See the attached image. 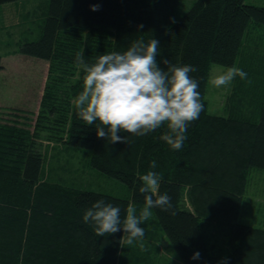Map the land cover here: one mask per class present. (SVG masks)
Segmentation results:
<instances>
[{"label":"trees","instance_id":"obj_1","mask_svg":"<svg viewBox=\"0 0 264 264\" xmlns=\"http://www.w3.org/2000/svg\"><path fill=\"white\" fill-rule=\"evenodd\" d=\"M19 1L24 0H0V5ZM93 4L100 5L98 11H92ZM179 6V0L49 1L38 38L20 47L21 55L50 64L44 113L34 135L24 123L0 119V264H148L147 242L155 239L154 232H147L142 249L124 243L123 230L98 235L83 215L101 198L119 204L122 216L130 203L142 208L140 174L152 159L163 177L159 193L168 192L174 208H153L154 220L182 264H264V230L242 225L236 198L252 173L264 172V58L239 62L248 50L249 32H264V7L246 0H197L176 20ZM153 37L161 43V67H167L165 59L197 67L191 75L200 80L205 110L191 122L180 150L159 138L169 131L166 123L143 136L121 132L128 142L111 143L78 116L73 103L83 89L78 54L94 62L104 52H123L132 41ZM252 46L256 54L261 49ZM238 64L248 77H235L229 115L211 114L205 91L212 66ZM3 69L0 56V73ZM44 131L59 136L66 147L90 151L91 168L125 184L132 202L42 182L45 161L33 136L36 140ZM186 193L194 212L181 207ZM214 217L229 226L233 252L218 247L219 228L208 232L211 223L220 225L216 219L210 222ZM202 220L211 225L206 231ZM246 244L253 248L244 251ZM197 250L201 258L192 260Z\"/></svg>","mask_w":264,"mask_h":264},{"label":"clouds","instance_id":"obj_2","mask_svg":"<svg viewBox=\"0 0 264 264\" xmlns=\"http://www.w3.org/2000/svg\"><path fill=\"white\" fill-rule=\"evenodd\" d=\"M91 8L98 11L100 5L93 4ZM160 48L158 39L140 38L132 41L126 51L104 52L94 62H85L82 55H77L84 79L83 89L73 103L78 116L87 125L95 126L98 137L110 139L111 143L128 142V137L119 133L143 136L166 123L169 131L159 138L174 150L184 146L191 122L199 119L205 110L200 80L191 75L197 67L191 63L174 64L169 59L163 61L167 67H161L157 60ZM236 76L246 79L248 73L233 65L210 77L209 82L220 87L228 85ZM158 167V161L152 159L149 170L140 174L139 192L145 201L142 208L138 210L130 203L126 215L122 216L119 204L101 198L85 210L84 222L94 224L100 236L123 230L128 245L138 243L143 249L144 224L152 216V209L174 211L170 194L159 193L163 177L155 170ZM128 199L132 202V198ZM200 258L198 250L191 257L192 260Z\"/></svg>","mask_w":264,"mask_h":264},{"label":"rangeland","instance_id":"obj_3","mask_svg":"<svg viewBox=\"0 0 264 264\" xmlns=\"http://www.w3.org/2000/svg\"><path fill=\"white\" fill-rule=\"evenodd\" d=\"M50 0H24L0 5V56L4 66L0 73V119L4 122H20L26 124L27 130L36 132V124L44 113L42 99L48 86L50 64L48 62L25 57L20 54V47L28 39L35 38L45 23ZM177 12L179 20L197 2V0H179ZM249 5L264 7V0H246ZM38 36L34 39L36 40ZM31 40V41H34ZM253 45H260L256 54ZM247 52L239 62L264 58V32L252 29L247 38ZM249 49H252L249 50ZM261 62V61H260ZM239 67V64L238 66ZM227 68L212 66L209 73L213 77ZM208 80L205 99L211 114L228 116L227 104L234 92V80L228 85L216 87ZM59 136L50 131L40 132L33 136L45 161L42 171V182L59 184L71 190H90L117 198L128 199L131 194L127 186L120 181L110 179L91 168V153L88 150L66 147L60 143ZM245 182V181H244ZM194 195V194H193ZM196 195V194H195ZM197 197V196H195ZM241 202L240 220L242 225L264 230V172L252 173L246 181L243 195L236 197ZM131 199V197H130ZM181 207L194 212L191 197L184 195ZM153 213V212H152ZM154 214L145 222L147 232H154V240H148V264H182L174 251L166 234L158 227ZM220 225L212 224L209 233L215 228L219 238L218 247L225 252H233L231 246V230L226 221L214 217ZM211 227L202 220V228ZM253 248L246 244L244 251ZM230 255V254H226ZM251 255V252H250ZM255 261H259L256 260Z\"/></svg>","mask_w":264,"mask_h":264}]
</instances>
